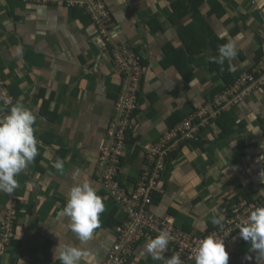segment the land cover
Listing matches in <instances>:
<instances>
[{"label":"crops","instance_id":"0c3cea01","mask_svg":"<svg viewBox=\"0 0 264 264\" xmlns=\"http://www.w3.org/2000/svg\"><path fill=\"white\" fill-rule=\"evenodd\" d=\"M105 1L114 19L111 47L128 48L142 70L139 107L129 132L140 144L157 140L232 86L258 56L264 57V0L254 5L250 0H201V12L181 18L178 7H191L190 0ZM81 10L0 0V75L13 98L7 106L0 100V118L23 104L36 114L39 141L38 155L16 177L18 187L11 194L0 192V221L11 200L18 207L15 236L0 264H60L54 258L60 239L89 252L82 264H100L114 240L115 226L100 219L92 240L77 239L62 210L78 183L87 181L97 190L105 204L102 217L123 221L119 204L94 174L123 78L115 72L110 45ZM229 41L235 42L237 54L222 65L211 62L209 56H219L220 46ZM223 68L227 78H235L232 83L220 78L217 69ZM218 120L171 156L152 198L154 213L196 235L217 227L213 219L223 221L226 199L245 196L264 203V74ZM230 127L231 134L222 137L220 131ZM128 147L118 174L127 186L143 162L139 147L132 141ZM57 158L64 161L62 171L53 166ZM148 242L137 244L126 264H164L146 252ZM224 244L228 264H264V255L252 251L239 232Z\"/></svg>","mask_w":264,"mask_h":264},{"label":"built area","instance_id":"2783aa9c","mask_svg":"<svg viewBox=\"0 0 264 264\" xmlns=\"http://www.w3.org/2000/svg\"><path fill=\"white\" fill-rule=\"evenodd\" d=\"M23 1L65 4L68 7L82 8L89 15L100 37L106 42H111L110 30L114 25V20L105 0ZM250 1L255 4V0ZM111 49L115 72L123 80L113 105L115 115L110 119L106 137L99 147L94 174L98 176L105 192L119 204L124 217L123 221L113 228L114 240L100 264H126L131 259L137 244L150 241L161 231L170 233V242L164 255L177 254L184 260L195 262V252L202 239L214 235L223 239L225 243L229 237L239 231L237 226L247 221L251 211L264 206V203L260 200L239 199L228 208H223L225 219L222 224L201 235H196L154 213L151 208L153 193L164 175L166 163L171 159L172 153H177L184 144L195 140L201 130L211 120L216 119L221 112L239 104L250 92V88L255 86L256 80L251 75L242 73L232 86L215 95L210 102L198 106L172 128L163 132L157 140L140 144L131 139L133 145L139 147L143 162L135 181L127 186L118 180L117 175L122 159L129 149V131L134 125V113L138 109V91L142 70L138 56L128 48L120 46L117 51ZM263 70L264 57L259 62L258 72ZM0 100L4 106L10 105L13 101L1 75ZM15 217L16 204L11 200L0 221V256L13 237Z\"/></svg>","mask_w":264,"mask_h":264},{"label":"clouds","instance_id":"9594fccd","mask_svg":"<svg viewBox=\"0 0 264 264\" xmlns=\"http://www.w3.org/2000/svg\"><path fill=\"white\" fill-rule=\"evenodd\" d=\"M236 54L235 42L229 41L220 46L219 56L210 57V60L222 65L226 59H231ZM136 112L137 110L134 115ZM35 122L36 114L20 103L12 106L8 113L0 118V192L11 194L18 187L16 177L38 155L39 141L35 135ZM53 166L62 171L64 161L57 158ZM120 170L121 168L119 172ZM239 199L244 198L239 196L229 205ZM104 211L105 204L97 190L89 182L84 181L71 187L62 214L70 219L72 233L81 243H86L93 239L94 232L100 227V216ZM224 219L225 215L222 222L220 218H215L212 223L219 226ZM237 227L240 238L251 243L252 251L264 255V206L251 211L247 221ZM169 242L170 233L161 231L146 244L145 250L153 260H163L164 264H181L177 254L168 259L164 258L163 253ZM88 255L89 252L84 248L64 243L61 239L54 250V258L59 260L60 264H82ZM194 258L195 264H228L229 253L223 239L209 235L201 240Z\"/></svg>","mask_w":264,"mask_h":264},{"label":"trees","instance_id":"16d2710c","mask_svg":"<svg viewBox=\"0 0 264 264\" xmlns=\"http://www.w3.org/2000/svg\"><path fill=\"white\" fill-rule=\"evenodd\" d=\"M251 2V1H250ZM190 3H191V7H188V6H179L178 7V13H179V15H180V18L181 17H183V16H185V15H188V14H191L192 16L193 15H195V14H198V12H201L200 11V5H201V3H202V1L201 0H190ZM251 4L252 5H254L252 2H251ZM73 8H76V9H79V7H73ZM80 9H82V8H80ZM174 9V11L177 13V9H175V8H173ZM83 11H84V9H82ZM81 10V11H82ZM85 15L86 16H88L89 17V15L87 14V13H85ZM174 16H175V14H172V16H171V18L172 19H174ZM90 18V17H89ZM90 21H91V19H90ZM199 22H201V21H199ZM199 22H196V23H198V24H201V23H199ZM263 22H264V20H263ZM91 23H92V21H91ZM196 23H195V28H196ZM199 26V25H198ZM197 26V27H198ZM193 29V28H192ZM99 34V33H98ZM104 40V39H103ZM105 41V40H104ZM106 42V41H105ZM108 45H110V49L112 48L111 47V42H106ZM194 49V48H193ZM192 49V50H193ZM194 51L195 52H201L199 49H194ZM189 54H192V52L190 51L189 52ZM193 54H194V52H193ZM262 54L260 55V56H258V58H257V61H256V63H254L253 64V66H252V69H250V71H245V72H243V73H246V74H249V75H251L253 78H254V80H257L260 76H261V73H264V70L262 71V72H258V66H259V62L262 60ZM211 57H214V55L213 56H211ZM216 57V56H215ZM209 60H210V56H209ZM211 61V60H210ZM113 62H114V60H113ZM212 62V61H211ZM224 71H225V69L223 68L221 71L219 70V69H217V73L220 75V78L221 79H223V80H225V83L226 84H230V83H232L234 80H235V78H233L232 76H229L228 78L225 76V74H224ZM226 72H227V74L228 75H231L229 72H228V70H226ZM242 74V73H241ZM240 74H238L237 76H236V78L239 76ZM197 107V106H196ZM196 109V108H195ZM212 122H217V123H219V120H218V117L216 118V119H214V120H211L210 122H209V124H211ZM216 123V124H217ZM208 124V125H209ZM231 128L232 127H230L229 128V131H227V130H222V131H220V135L222 136V137H227L228 135H230L231 134ZM130 137H131V135H130ZM131 139H133L132 137H131ZM131 139H129L128 141H132ZM135 152H136V149H135ZM175 153L176 152H173L172 153V155L171 156H174L175 155ZM123 165H124V160L122 159V163L120 164V167H119V169L121 168V167H123ZM245 195V194H244ZM242 198H244V200H246V201H250V198L249 197H243V196H241ZM252 199V198H251ZM235 201V199L233 200V201H228L227 199H226V202H225V204H224V207L225 208H228V206H229V204L231 203V202H234ZM17 211H18V207L16 206V217H15V219L13 220V237L11 238V241L9 242V244L13 241V239H14V236H15V227H16V219H17ZM100 219H102V220H106V222H109V224L110 225H113V226H117V225H119L120 224V222L119 221H116V220H114V219H112V218H110V217H108V216H104V217H102V216H100ZM214 228H216V226H213V228H211V229H214ZM184 230H186L185 228H183ZM8 244V245H9Z\"/></svg>","mask_w":264,"mask_h":264},{"label":"rangeland","instance_id":"374dc122","mask_svg":"<svg viewBox=\"0 0 264 264\" xmlns=\"http://www.w3.org/2000/svg\"><path fill=\"white\" fill-rule=\"evenodd\" d=\"M207 126H208V125H207ZM207 126H206V127H207ZM206 127H205V128H206ZM185 145H187V144H185ZM188 158H190V156H189ZM160 184H161V182H160Z\"/></svg>","mask_w":264,"mask_h":264}]
</instances>
